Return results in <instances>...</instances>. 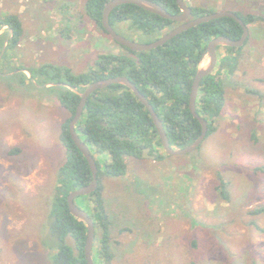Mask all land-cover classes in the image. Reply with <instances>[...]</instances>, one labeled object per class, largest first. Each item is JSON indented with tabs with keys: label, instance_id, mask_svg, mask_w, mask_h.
I'll return each instance as SVG.
<instances>
[{
	"label": "rangeland",
	"instance_id": "374dc122",
	"mask_svg": "<svg viewBox=\"0 0 264 264\" xmlns=\"http://www.w3.org/2000/svg\"><path fill=\"white\" fill-rule=\"evenodd\" d=\"M85 1L0 0V13L22 21L15 63L33 71L52 65L78 76L93 69L100 55L120 52L85 15ZM186 2L212 13L264 17V0ZM127 27H117L124 38L149 40ZM235 53L239 64L226 77L215 132L197 150L161 160L124 157L127 170L120 177L104 173L105 157H96L115 255L108 264H264V213H254L264 207V23L249 27L248 42ZM228 69L220 70L227 76ZM18 72L30 77L24 70L9 75ZM65 93L32 86L21 74L0 77V264H53L47 195L61 165L58 138L67 114L59 98ZM13 148L20 153L8 155ZM220 182L227 183L229 198ZM93 199H77L76 205L93 213ZM93 254L102 264L96 249Z\"/></svg>",
	"mask_w": 264,
	"mask_h": 264
},
{
	"label": "trees",
	"instance_id": "16d2710c",
	"mask_svg": "<svg viewBox=\"0 0 264 264\" xmlns=\"http://www.w3.org/2000/svg\"><path fill=\"white\" fill-rule=\"evenodd\" d=\"M109 1L111 0H86L84 7L85 15L106 35L108 34L101 20L104 6ZM151 1L173 15L180 14L176 0ZM184 2L190 7L191 18L212 13L201 7H191L186 0ZM236 15L243 20L248 30L251 25L264 23V17L253 13ZM109 23L118 34L120 33L117 27L128 24L127 31L149 39L145 43L154 42L178 25L132 4L116 7L109 15ZM2 28H5L6 32L0 34V77L12 78L21 74L32 86L54 84L50 87L66 90L59 98L60 107L67 117L61 124L58 138L61 145V165L57 170L54 190L47 195V229L48 235L54 240L50 245L55 252L51 255L53 264H87L84 253L87 226L71 215L67 196L70 192L90 184L92 174L86 159L75 146L69 133V123L80 98L68 87L82 92L98 80L128 78L158 114L170 146L173 149H181L193 143L201 134V125L192 116L188 105L197 65L207 45L219 36L239 40L243 29L231 18L216 19L184 31L154 50L139 53L113 41L121 49L120 52L100 55L93 69L75 76L52 65H45L39 71L18 66L15 62L23 36L22 21L15 13H0V29ZM164 31L166 32L162 36H158ZM248 40L249 36L243 45ZM218 49L224 52L217 57L219 68L201 80L196 99V112L207 122L206 138L215 132V120L221 115L225 105V80L235 74L239 64L236 48L218 47L217 51ZM222 67L229 68L227 76L221 73ZM18 69L27 71L30 77L23 72L9 75L14 70L19 71ZM246 92L257 97L262 96L260 91ZM75 131L96 161L99 185L94 193L76 198L74 202L76 204L77 199L94 198L93 213L88 211L95 227L94 245L98 243V246H93V250L96 249L102 264H108L115 255L109 244L111 222L100 199L102 187L96 157H105L104 173L120 177L124 176L127 170L124 157L142 158V150L147 148L151 150V154L157 152L154 156L156 160L163 159L166 153L148 110L130 89L119 84L97 90L88 98ZM159 148H162V152L158 153ZM20 151L13 148L7 154L18 155ZM256 170L262 171L263 166ZM226 185L227 183L220 182L219 189L225 198H229L226 196ZM254 213H264V207ZM43 245L47 244L44 242Z\"/></svg>",
	"mask_w": 264,
	"mask_h": 264
},
{
	"label": "water",
	"instance_id": "95a60500",
	"mask_svg": "<svg viewBox=\"0 0 264 264\" xmlns=\"http://www.w3.org/2000/svg\"><path fill=\"white\" fill-rule=\"evenodd\" d=\"M177 5L180 9V14L173 15L169 13L166 9H164L159 4L151 1V0H111L107 2L103 9L102 14V26L109 35V37L115 41L117 44L128 48L133 52H146L154 50L160 46H163L166 42L174 38L175 36L181 34L184 31H187L193 27H196L200 24L210 22L212 20L221 19V18H231L235 20L243 29V34L239 40H232L224 36H219L214 38L209 42L206 47V51L203 54L201 60L197 65L196 74L194 80L192 82L190 98H189V110L192 116L198 120L201 125V134L200 136L188 146L181 148V149H173L170 146L168 141L164 126L162 124L161 119L159 118L158 114L153 109L152 105L149 101L145 98L143 94L136 88V86L126 77H115V78H108L104 80H98L96 82L91 83L87 86L82 92H77L71 87L70 88L74 93H76L80 101L77 105L75 110V114L72 120L69 123V133L71 136L72 141L74 142L77 149L81 152V154L86 159L89 168L92 174V181L90 184L76 189L70 192L67 196V205L69 212L72 216L76 219L82 221L87 226V237L84 247V253L87 264H95L93 260V246L95 241V227L92 218L85 212L84 210L80 209L74 202L76 198L89 196L94 193L99 185L98 182V168L94 157L92 156L89 148L86 146L84 142L81 141L80 137L78 136L77 132L75 131V126L77 122L80 120L84 107L88 98L97 90L104 89L109 87L110 85L119 84L122 86L127 87L132 91V93L138 98V100L145 106L148 110L154 126L158 132L159 138L161 140V144L163 150L165 151L166 155L168 156H184L190 154L197 150L204 140L206 139L208 126L206 120L201 118L198 113L196 112V99L198 95V90L200 87L201 80L206 76L210 75L217 64V48L218 47H230V48H240L245 43L246 39L249 36L248 27L244 24L243 20L238 17L235 13L230 11H219L216 13L206 14L200 17L191 18V10L188 7L184 0H176ZM125 4H132L139 8H142L150 13L156 14L161 18L174 21L178 23V25L164 34L159 39L155 40L151 43L140 44L133 42L124 38L122 35L118 34L110 25L109 23V15L110 13L118 6L125 5ZM24 72H27L24 70ZM28 73V72H27ZM29 74V73H28ZM30 75V74H29ZM34 82V81H33ZM54 84H47L45 86H53ZM63 86V84H60ZM142 157L144 158H151L153 159L154 156L149 154V150L145 149L143 151Z\"/></svg>",
	"mask_w": 264,
	"mask_h": 264
},
{
	"label": "flooded vegetation",
	"instance_id": "af4514ba",
	"mask_svg": "<svg viewBox=\"0 0 264 264\" xmlns=\"http://www.w3.org/2000/svg\"><path fill=\"white\" fill-rule=\"evenodd\" d=\"M147 149L149 150V153H150V152H151V150H150L149 148H147ZM144 150H145V149H143V150H142V154H143V151H144ZM141 156H142V155H141ZM153 159H154V158H153Z\"/></svg>",
	"mask_w": 264,
	"mask_h": 264
},
{
	"label": "crops",
	"instance_id": "0c3cea01",
	"mask_svg": "<svg viewBox=\"0 0 264 264\" xmlns=\"http://www.w3.org/2000/svg\"><path fill=\"white\" fill-rule=\"evenodd\" d=\"M5 45H6V43H5ZM5 45H4V46H5Z\"/></svg>",
	"mask_w": 264,
	"mask_h": 264
}]
</instances>
